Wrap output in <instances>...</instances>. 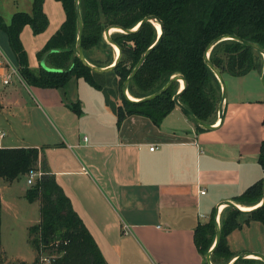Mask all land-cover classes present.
Segmentation results:
<instances>
[{"label":"crops","instance_id":"crops-1","mask_svg":"<svg viewBox=\"0 0 264 264\" xmlns=\"http://www.w3.org/2000/svg\"><path fill=\"white\" fill-rule=\"evenodd\" d=\"M43 11L46 30L34 36L25 26L20 34L33 70L39 68L37 52L65 20L57 1L44 0ZM10 58L16 67L12 52ZM228 77L223 120L202 132L177 106L158 125L138 115L118 123L103 94L82 79L64 89L13 79L2 98L0 93V114L8 111L0 126L11 136L0 131V148L39 150V161L55 177L107 264H201L193 242L196 226L264 178L257 163L264 141L260 75L251 71ZM21 126L29 131L27 137L15 134ZM11 187L0 179L1 216L2 192ZM12 207L14 218L27 229L39 223L40 216L29 225V208ZM239 223L227 237L234 257L264 256V226L245 217Z\"/></svg>","mask_w":264,"mask_h":264},{"label":"trees","instance_id":"trees-1","mask_svg":"<svg viewBox=\"0 0 264 264\" xmlns=\"http://www.w3.org/2000/svg\"><path fill=\"white\" fill-rule=\"evenodd\" d=\"M65 14L59 29L37 52V60L49 54L45 65L50 72L39 67L31 69L20 34L29 26L32 34L43 33L48 19L43 11L44 0H32L31 12H17L7 25L0 18V31L8 41L15 58L16 68L23 82L41 89H64L71 81L82 79L88 86L101 92L107 106L120 123L126 116H144L158 125L176 104L178 81L159 97L141 101L161 90L173 76H182L186 82L178 102L197 119L207 125L217 120L221 86L214 73L204 62L207 47L221 36H235L258 45L264 50V0H79L83 24L82 51L85 60L97 68L109 66L114 61L112 46L103 36L110 26L133 29L147 17H153L162 25L160 43L153 48L146 61L127 87L136 101L127 100L121 92L123 82L132 72L141 56L158 39L156 21L143 23L136 32H113L110 38L121 51V59L112 72L97 74L85 67L76 55V14L74 0H55ZM98 51L103 58H96ZM116 54V53H115ZM263 57L258 52L236 40L222 41L209 53V62L224 76L241 77L263 68ZM70 108L77 114V106ZM1 111V106H0ZM196 131L204 129L195 126ZM39 150L36 148H0V179L7 183L26 176L30 170L40 168L43 176L30 186L24 198L40 204V220L28 228L29 243L36 249L39 239L67 242L63 246L61 264H107L81 219L72 209L55 177L49 173L43 161L39 166ZM257 163L264 174V141L260 144ZM264 178L249 186L233 202L243 207H255L263 197ZM212 211L208 221L198 224L193 232V242L204 261L205 254L215 240V221ZM255 221L264 226V204L243 214L230 207L222 209L219 219L221 239L211 256L212 264H228L235 257L227 245V237L240 227L239 219ZM1 231V199H0ZM0 264H5L0 250ZM15 264H27L19 262ZM36 264V259L31 263ZM235 264H264L258 259H242Z\"/></svg>","mask_w":264,"mask_h":264},{"label":"water","instance_id":"water-1","mask_svg":"<svg viewBox=\"0 0 264 264\" xmlns=\"http://www.w3.org/2000/svg\"><path fill=\"white\" fill-rule=\"evenodd\" d=\"M74 10H75V14H76V25H77V36H76V55L78 60L87 68H89L92 72L97 73V74H105V73H109L112 72L115 67L117 66V64L119 63L120 59H121V51L119 50V48L116 46V44H114L110 38V35L112 34L111 31L114 32H119V33H123V34H131L133 32H136L139 27L145 23V22H150L152 23L153 21H156L160 31L158 33V39L156 40V43L149 48L139 59V61L137 62V64L135 65V67L133 68L132 72L129 74V76L126 78V80L123 82L122 85V95L127 99H129L128 96V92H127V87L129 85V83L132 81V79L134 78V76L136 75V73L139 71V69L142 67V65L144 64V62L146 61L147 57L150 55L151 51L153 50V48L155 46H157L160 41H161V37H162V25L159 21H157L155 18L153 17H147L145 19H143L141 21V23L139 25H137L135 28L129 30V29H123L121 27L118 26H110L108 28H106L104 30L103 36L105 41L110 44L111 46L115 47L118 50V56L117 58L112 62L111 65L106 66L104 68H97L95 66H92L91 64H89L83 55V51H82V31H83V24H82V19L80 16V10H79V0H74ZM227 40H236L238 42H240L241 44L245 45L246 47L258 52L259 54H261V56L264 58V50L261 49L258 45L253 44L251 42L245 41V40H241L235 36H221L218 39L214 40L206 49L205 54H204V62L205 64L209 67V69L214 73V75L216 76L217 80L220 83L221 86V98H220V102L218 105V111H217V117L219 120V123L223 120V107H224V103L226 100V86H225V81L221 75V73L209 62V53L212 50V48L222 42V41H227ZM57 52L56 49H51L47 52H45L40 61H39V67H41L42 69L46 70V71H50V72H57V70H53V69H49L46 67L45 65V59L46 57L51 54ZM174 81H181L182 82V88L178 91V93L173 97V101L176 104V106L191 120V122H193V124L195 126H198L204 130H213L214 127L213 125H207L205 123H203L202 121H200L199 119H197L191 112H189L187 109H185L184 107H182L180 105V103L178 102V98L180 96V93L185 89L186 86V82L184 80V78L182 76H173L168 83L158 92L143 98L141 101L147 102V101H151L156 99L157 97H159L161 94H163L169 87L170 85L174 82ZM260 83L264 89V64H263V68H262V72L260 75ZM132 101V100H130ZM264 204V182H263V197L262 200L259 204H257V206H255V208L249 210V211H243L241 210L240 206L235 204L234 202L231 201H226L223 202L221 205L218 206V208L215 209L214 212V221H215V240L213 242L212 247L210 248V250L205 254L204 256V261L206 264H212L211 263V256L213 254V252L215 251L216 247L218 246L220 239H221V234H220V229H219V222H218V213L220 210V207L223 206V208L225 207H230L234 210H237L243 214H247L253 210H255L256 208H259L261 205ZM222 208V209H223ZM242 259H258L264 262V256L261 254H249V253H245V254H240L239 256H237L236 258H234L232 261H230L228 264H235L238 261L242 260Z\"/></svg>","mask_w":264,"mask_h":264},{"label":"rangeland","instance_id":"rangeland-1","mask_svg":"<svg viewBox=\"0 0 264 264\" xmlns=\"http://www.w3.org/2000/svg\"><path fill=\"white\" fill-rule=\"evenodd\" d=\"M31 4H32V0H0V18L3 20L5 24L8 25L14 13L17 12L30 13ZM115 49L116 48L112 46L114 58L117 50ZM0 50L4 54L6 59H8L11 62V64L14 65L13 59L10 58L11 51L7 43V37L1 31H0ZM93 56L96 58H103V54L98 51H95L93 53ZM262 59L264 63V58ZM261 72L262 69L259 70L257 73L261 75ZM224 78H226V83H228L229 77L224 76ZM248 81H249V77L244 81L246 85L249 84ZM180 82L178 83V87L182 84V82L181 83ZM8 88L9 87H4L0 85L1 98L4 95V92L9 90ZM7 114L8 111L6 110L1 112L0 114L1 123L3 124L5 123V118H7L8 116ZM0 131L8 135L5 138L11 137L8 134V131L4 129V126H0ZM15 134L19 136L27 137L30 133L29 131H26V129L23 130V126H21L20 129L15 131ZM25 177L23 178V176H21L19 179L13 181L11 183L12 184L11 190L2 192L4 199V208L1 216L0 250L3 253V259L5 261V264H15L19 262H25L27 264H31L36 258L35 249L29 243L28 229L24 227V223H21L20 220L14 218V208L12 207L13 204H15L18 205L19 208L30 209L29 219L32 222H30L29 225L35 224L39 219L38 202H34L30 204L26 199L21 197L25 194L26 190L29 188V186L26 185V182H24L26 181ZM17 196H19V198H17ZM12 198L14 200H12Z\"/></svg>","mask_w":264,"mask_h":264},{"label":"built area","instance_id":"built-area-1","mask_svg":"<svg viewBox=\"0 0 264 264\" xmlns=\"http://www.w3.org/2000/svg\"><path fill=\"white\" fill-rule=\"evenodd\" d=\"M0 70H3V73L0 74V85L8 86L11 84L13 79L23 83L17 68L13 66L8 59H6L1 50ZM86 140L87 138L84 137V141ZM149 149L150 151H153L154 147L150 146ZM43 174L44 173L40 168L30 170L25 177L26 185L29 187L34 185L35 182L43 176ZM201 194H204V192L201 191ZM66 243L67 242L60 240H52L44 243L41 239H39L37 248L35 249L36 264H61L59 261L64 254L63 246L66 245Z\"/></svg>","mask_w":264,"mask_h":264},{"label":"bare ground","instance_id":"bare-ground-1","mask_svg":"<svg viewBox=\"0 0 264 264\" xmlns=\"http://www.w3.org/2000/svg\"><path fill=\"white\" fill-rule=\"evenodd\" d=\"M155 27H156V30L158 31V33H159V31H160V28H159V26H158V24H156L155 25ZM114 31H111V33H113ZM116 50V49H115ZM118 50H116V54H115V58H114V60L117 58V56H118ZM181 83V82H180ZM179 88L181 89L182 88V84L179 86ZM128 96H129V99L130 100H132V101H136V99L135 98H133L131 95H129L128 94ZM218 123V121L216 122V124ZM240 208H241V210H243V211H249V210H251V209H253V208H255V207H243V206H240Z\"/></svg>","mask_w":264,"mask_h":264}]
</instances>
